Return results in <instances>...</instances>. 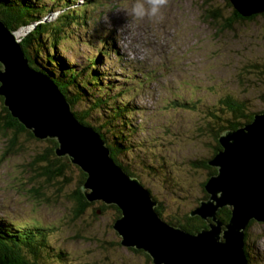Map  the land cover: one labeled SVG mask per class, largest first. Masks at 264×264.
I'll list each match as a JSON object with an SVG mask.
<instances>
[{
  "label": "rangeland",
  "instance_id": "374dc122",
  "mask_svg": "<svg viewBox=\"0 0 264 264\" xmlns=\"http://www.w3.org/2000/svg\"><path fill=\"white\" fill-rule=\"evenodd\" d=\"M73 1L82 17L70 23L60 54L84 64L98 48L103 50V37L111 38L113 47L109 48L117 50V57L113 52L108 59L99 57L113 82L110 92L120 95L124 91L122 100L136 110L129 122L140 125L141 134L138 132L131 141L140 140L147 153L154 150V157L165 164L147 170L152 175L137 179L157 200L153 208L162 207L161 217L153 210L160 219L167 221V215L176 217L190 211L200 198L199 184L207 178V171L195 170L190 162L210 160L208 147L213 144L212 135L202 133L201 126L215 121L213 115L232 119L216 108V101L230 94L246 100L252 112L264 110V67L257 66H264V16L252 21L234 20L228 27L225 19L232 16L233 8L228 0H166L160 16L151 19L132 16L134 0ZM204 1L209 8H220L217 21L208 17ZM44 19L47 22L50 18ZM5 26L20 44L28 29L14 32ZM13 140L17 141L15 151L0 133V222L41 226L43 234L52 229L48 240L62 250L66 264H146L143 254L119 245L111 230L122 219L117 206L119 217L112 208L115 205L102 201L106 209L101 210L97 202L76 217L72 212L75 204L67 196L73 181L67 184L62 183L63 178L36 176L40 170L33 163L35 156L48 143L29 141L22 135ZM76 169L67 171V177H76ZM247 243L251 264H264V223H252ZM41 260L49 264L44 255Z\"/></svg>",
  "mask_w": 264,
  "mask_h": 264
},
{
  "label": "water",
  "instance_id": "95a60500",
  "mask_svg": "<svg viewBox=\"0 0 264 264\" xmlns=\"http://www.w3.org/2000/svg\"><path fill=\"white\" fill-rule=\"evenodd\" d=\"M228 1L242 17L264 14V0ZM15 40L0 19L4 106L34 139L54 141L56 157L85 174L81 190L88 203L102 201L122 211L113 225L121 246L145 251L154 264H250L244 229L252 220L264 223V113L234 131L235 137L218 139L222 147L209 164L217 174L205 184L209 198L191 214L213 223L208 231L189 234L153 212L151 193L114 162L99 134L76 119L52 79L29 66ZM222 207L231 209L225 226L215 218Z\"/></svg>",
  "mask_w": 264,
  "mask_h": 264
},
{
  "label": "trees",
  "instance_id": "16d2710c",
  "mask_svg": "<svg viewBox=\"0 0 264 264\" xmlns=\"http://www.w3.org/2000/svg\"><path fill=\"white\" fill-rule=\"evenodd\" d=\"M91 1L94 0H89V3H92ZM73 3V0H0V19L4 20L5 24L14 32L23 27L28 29L19 43L29 66L52 79L71 105L72 110L75 109L73 113L76 119L92 127L99 134L105 145L110 149L114 162L133 178H139L140 180L142 176L152 175L147 173V170L155 167L162 168L165 164L158 157H154V150L150 149L147 153L144 148L145 144L140 140L138 143L131 141V137H137L138 132L141 134L140 125H132L129 122L132 121L131 114L135 113L136 110L130 103L128 106L127 102L122 100V95L125 94L124 91L120 95L111 94L113 82L106 74L104 67H102L105 63L100 65V56L108 59L109 53L113 52L117 57V50L112 49L111 51L109 48L113 47L111 38L103 37L101 41L103 50L98 48L97 54L85 58L84 64H76L60 54L61 42L64 40V36L67 35L66 30L70 27V23L74 24L76 18L82 17V14L75 8L71 9ZM229 3L226 2L225 4L227 8H231L228 5ZM204 4L207 7L208 17L217 21L215 17H221L220 8H217V6L209 8L207 1H204ZM54 12H59V14L53 21L49 19L47 22H43L44 17L51 18ZM231 12L232 16L225 19V26L228 27H230L229 23L234 20L240 22L252 21L256 17L264 16V14H257L242 17L233 8ZM257 66L260 69L264 67ZM254 69L256 70L255 66ZM261 97H264V94ZM215 104L217 109H220L224 114L231 115L232 119L225 120L218 115H213L211 118L215 121L204 124V127L201 126L202 133L212 135L213 144L210 142L208 147L211 153L210 160L215 157L222 147L218 139L222 134H226L223 131L227 129L236 130L237 127L240 128L243 125L250 124L256 116L264 113V110L252 112L253 110H251V106L246 100L234 98L230 94L222 96ZM174 105L179 106V103L174 102ZM224 109L227 111H224ZM210 123L213 126L209 125ZM215 125L218 129L215 128L217 131L214 132ZM223 127H227V129L223 130ZM0 133L9 139L11 151H15L14 144L17 141L13 139H16L19 135L26 136L29 141L36 140L19 124L18 120L12 118L8 109L4 106V100L1 96ZM46 142L49 146L40 148L33 162L34 165H37L36 168L40 170L36 172V176L46 177V180L63 178L65 182L62 183L67 184L69 180H72L73 189L67 196L75 204L72 212L74 211L76 217H80L94 204L87 202L81 190L85 174L79 168L73 166L67 158L59 159L56 157L54 151L57 145L54 141L47 140ZM199 160L190 162V166L195 167V170L207 171V178L202 184H199L200 198L196 200L197 206L186 213L177 214L176 217L175 214L167 215L165 217V219H168L167 221L162 218L168 225L180 228L189 234H198L202 230L208 231L213 223L212 218L203 219L197 215L191 216L192 212L201 205V202L208 200L209 196L205 184L211 176L217 174V170L209 166L208 162L210 160ZM73 168H77L78 175L67 177L66 172L71 173ZM144 188L149 191L148 188ZM153 200L157 202L156 199L153 198ZM106 208L100 203L101 210ZM112 208L116 211V217H119L120 212L116 206H112ZM161 211L162 207L161 209L160 206L155 208V212L160 217L162 216V213H159ZM215 218L224 226L227 225L231 218V209L229 207L218 209ZM252 223L256 222L250 221L245 231L244 249L247 257H249L247 231L251 228ZM41 229V226L23 227L10 222H0V264H44L41 260L43 255L44 259L49 261V264H66L64 253L60 252L62 250L60 248V250L56 249L51 244V240H48L49 236L47 234L50 233L51 236L52 229L49 228L47 234H43ZM111 230L119 238V245H121L120 236L114 231L113 227H111ZM128 249L134 253L143 254L146 258V264H154L151 256L145 251ZM251 252L254 254L252 249ZM261 260L264 261V257H261ZM253 264H256L255 261Z\"/></svg>",
  "mask_w": 264,
  "mask_h": 264
},
{
  "label": "clouds",
  "instance_id": "9594fccd",
  "mask_svg": "<svg viewBox=\"0 0 264 264\" xmlns=\"http://www.w3.org/2000/svg\"><path fill=\"white\" fill-rule=\"evenodd\" d=\"M165 4H166V0H134V2L131 5L130 12L132 16H134L137 19H142L145 16L149 17L150 19L158 18L161 14V8Z\"/></svg>",
  "mask_w": 264,
  "mask_h": 264
},
{
  "label": "bare ground",
  "instance_id": "6f19581e",
  "mask_svg": "<svg viewBox=\"0 0 264 264\" xmlns=\"http://www.w3.org/2000/svg\"><path fill=\"white\" fill-rule=\"evenodd\" d=\"M230 2V1H229ZM231 3V2H230ZM47 19H44L43 18V22L44 21H46ZM24 28V27H23ZM22 29V28H21ZM82 125H84V126H88V125H86V124H83V123H81ZM242 129V128H241ZM226 132H224V133H226L227 135H228V137H231V138H233V137H235V132H231L229 129H227V130H225ZM225 136V135H224ZM249 148L250 149H252V146L251 145H249Z\"/></svg>",
  "mask_w": 264,
  "mask_h": 264
}]
</instances>
